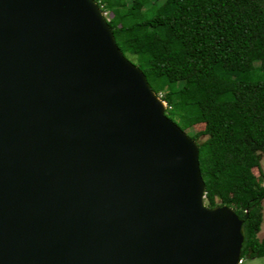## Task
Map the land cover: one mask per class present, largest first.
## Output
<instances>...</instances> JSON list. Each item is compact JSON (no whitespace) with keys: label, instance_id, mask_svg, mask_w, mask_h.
<instances>
[{"label":"water","instance_id":"1","mask_svg":"<svg viewBox=\"0 0 264 264\" xmlns=\"http://www.w3.org/2000/svg\"><path fill=\"white\" fill-rule=\"evenodd\" d=\"M204 190L94 0H0V264H237Z\"/></svg>","mask_w":264,"mask_h":264},{"label":"trees","instance_id":"2","mask_svg":"<svg viewBox=\"0 0 264 264\" xmlns=\"http://www.w3.org/2000/svg\"><path fill=\"white\" fill-rule=\"evenodd\" d=\"M148 1L95 0L110 12L115 44L165 103L166 116L183 131L203 124L190 137L204 203L226 205L241 220L240 259L264 256V236L256 234L264 184L252 172L264 157V0H150L142 9Z\"/></svg>","mask_w":264,"mask_h":264},{"label":"rangeland","instance_id":"3","mask_svg":"<svg viewBox=\"0 0 264 264\" xmlns=\"http://www.w3.org/2000/svg\"><path fill=\"white\" fill-rule=\"evenodd\" d=\"M148 4H150V0L148 1L147 4H146V2H143L142 9L147 7ZM167 4L168 3L165 2L164 4H162V6L166 11H169L170 9H172V7L169 4L168 5ZM104 12H105L104 14H105L106 19H109L111 16L110 12H108V11H104ZM157 29H158L159 33L161 34V36L165 40H171L172 37H171L170 31L167 27H158ZM202 128H203V124L200 122H197V123H194L193 125H191L190 127H188L185 130V133L190 136L192 133H194L195 131L201 130ZM203 138H204V136L199 137L200 140ZM260 164H261L260 165V171L264 175V157L263 156H261V158H260ZM260 171H259V169H256V168H254L252 170L253 174L255 175L257 180L260 182V184H264V178H262ZM260 205H261L260 212H261L262 220L260 223L259 230L256 233L258 238H261L264 236V197H263V199H261ZM241 264H264V256L255 257V258H251V259H243Z\"/></svg>","mask_w":264,"mask_h":264},{"label":"clouds","instance_id":"4","mask_svg":"<svg viewBox=\"0 0 264 264\" xmlns=\"http://www.w3.org/2000/svg\"><path fill=\"white\" fill-rule=\"evenodd\" d=\"M95 1V0H94ZM97 4V3H96ZM100 8V7H99ZM101 10V9H100ZM101 13H102V16L104 17V19L106 20V22H107V19H106V17H105V12H102L101 11ZM131 62V61H130ZM159 98V97H158ZM160 99V98H159ZM196 142V141H195ZM203 201H204V198H203ZM205 204V203H204ZM241 262H242V259H240V256H239V260H238V262H237V264H241Z\"/></svg>","mask_w":264,"mask_h":264}]
</instances>
